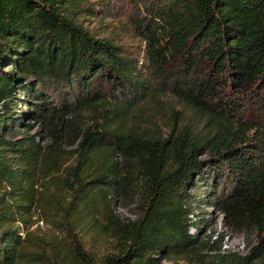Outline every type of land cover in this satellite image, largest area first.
Instances as JSON below:
<instances>
[{"label":"trees","instance_id":"1","mask_svg":"<svg viewBox=\"0 0 264 264\" xmlns=\"http://www.w3.org/2000/svg\"><path fill=\"white\" fill-rule=\"evenodd\" d=\"M94 1L0 0V264L40 256L30 216L92 220L135 189L137 219L102 210L116 246L102 264L200 256L188 189L222 178L216 203L255 241L212 264H264V0H140L129 21L143 61L79 20ZM168 93L182 110L161 132L144 109Z\"/></svg>","mask_w":264,"mask_h":264},{"label":"rangeland","instance_id":"2","mask_svg":"<svg viewBox=\"0 0 264 264\" xmlns=\"http://www.w3.org/2000/svg\"><path fill=\"white\" fill-rule=\"evenodd\" d=\"M94 3L98 9L96 15L79 16L84 26L95 35L110 36L123 44L127 53L143 61L145 44L135 36L129 21L130 15L139 11L140 0H95ZM20 96L24 97V94ZM263 102L264 99L261 103V99L257 98L250 101L249 107L255 106L251 110L254 113L253 116L258 115L260 109L257 107ZM174 109L182 110V106L168 93L162 98L159 108L144 110L152 113L153 121L160 131L164 132L167 129V123L170 124L172 121ZM34 125L35 130L38 129L37 124L34 123ZM227 182L226 178H222V181L216 183L217 192L211 191L210 194L188 189L191 195L188 203L189 219L190 222L196 223V226L190 227L189 233L198 237L200 244L197 253L200 256L187 258L170 257L166 253L154 254L153 256L157 257L155 264H212L217 259L216 255L248 251L254 244L255 232L245 226L239 229L233 227L229 223L228 216L216 203L217 196L227 192ZM142 193L135 189L134 193L128 194V198L109 196L102 199L98 202L97 208L100 212L96 213L94 219H87L84 222H77L73 216L62 218L42 213L30 216L23 227V235L29 240L32 250L40 256L32 255L29 261L17 264H102L104 257L115 252L116 247L113 238L104 231L103 225L106 220L102 210L109 208L122 219L135 220L141 215ZM79 248L84 251L88 261L78 256Z\"/></svg>","mask_w":264,"mask_h":264}]
</instances>
